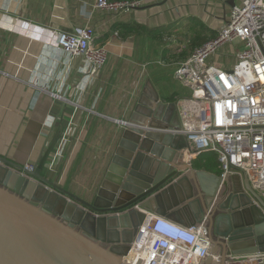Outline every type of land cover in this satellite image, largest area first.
Instances as JSON below:
<instances>
[{"label":"crops","instance_id":"1","mask_svg":"<svg viewBox=\"0 0 264 264\" xmlns=\"http://www.w3.org/2000/svg\"><path fill=\"white\" fill-rule=\"evenodd\" d=\"M243 1L142 0L130 12H110L94 9L97 0H0V155L38 165L51 148L43 175L79 196L95 192L118 145L120 121L131 114L146 81L166 101L189 94L174 76L184 59L177 53L182 46L170 36L184 27L206 42ZM87 23L96 29V44L109 53L91 79L80 72H88L81 58L70 59L56 45L57 31ZM137 25L144 29L131 28ZM241 48L240 41L227 44L208 62L232 66ZM225 52H232V60H221ZM61 81L63 98L54 94ZM64 138L66 147L58 154ZM213 157L190 161L184 151L180 159L221 174ZM217 243L212 252L222 257L225 249ZM215 263L211 258L208 264Z\"/></svg>","mask_w":264,"mask_h":264},{"label":"water","instance_id":"2","mask_svg":"<svg viewBox=\"0 0 264 264\" xmlns=\"http://www.w3.org/2000/svg\"><path fill=\"white\" fill-rule=\"evenodd\" d=\"M120 124L99 187L83 196L43 175L51 148L34 169L0 155V264H131L124 256L147 212L185 227L207 222L225 249L219 264L264 252V197L248 176L181 162L190 143L170 132L183 127L177 100L148 79Z\"/></svg>","mask_w":264,"mask_h":264},{"label":"built area","instance_id":"3","mask_svg":"<svg viewBox=\"0 0 264 264\" xmlns=\"http://www.w3.org/2000/svg\"><path fill=\"white\" fill-rule=\"evenodd\" d=\"M141 4L142 0H97L93 7L130 12ZM96 35L95 27L89 23L56 32L57 47L70 59L81 58L88 72L78 71L89 79L104 69L109 55L104 46L96 44ZM235 41H240L242 48L235 52L232 66L208 62ZM231 53L223 55L232 57ZM174 76L190 92L177 99L183 127L170 132L187 136L189 160L213 153L222 176L244 173L264 197V0H244L237 5L217 36L182 60ZM64 85L61 81L56 97H64ZM66 141H61L58 154H63ZM25 167L34 169L35 165L28 163ZM213 245L207 222L185 227L147 212L124 259L131 264H205L211 258L220 260L221 256L212 252ZM251 263L264 264V252L231 257L226 264Z\"/></svg>","mask_w":264,"mask_h":264},{"label":"rangeland","instance_id":"4","mask_svg":"<svg viewBox=\"0 0 264 264\" xmlns=\"http://www.w3.org/2000/svg\"><path fill=\"white\" fill-rule=\"evenodd\" d=\"M197 29V28H196ZM194 30V29H193ZM196 36H202V35H197V34H194L193 32H192V29H189V28H184V27H182L179 31H178V33L177 34H172V36H170V37H175V39H174V42H175V44H176V46L178 45V44H180L181 46H182V49L181 50H179L177 53H179L180 54V56H182L183 54H192V52L194 51V49L196 48H193L192 47V41H193V39L196 37ZM180 45H178L179 46V48H181V46ZM220 51V50H219ZM218 51V52H219ZM223 53V52H222ZM222 53H221V55H222ZM215 55V54H214ZM221 60H224V61H230V60H232L231 59V57H225L224 55H223V57L221 56ZM188 90H189V92H190V89L188 88Z\"/></svg>","mask_w":264,"mask_h":264},{"label":"trees","instance_id":"5","mask_svg":"<svg viewBox=\"0 0 264 264\" xmlns=\"http://www.w3.org/2000/svg\"><path fill=\"white\" fill-rule=\"evenodd\" d=\"M134 31H137V30H142L144 29L142 25H137L135 27H131ZM205 36H196L193 41H192V47L195 48V47H199L201 45L204 44L205 42ZM191 54H183L182 56H180L182 59H186L187 57H189ZM210 153H207L205 155H209ZM213 161H215L213 164H218V161H217V158L213 157ZM208 164H206V167L208 169H214V167H211V165L209 164V162H207ZM215 166V165H214Z\"/></svg>","mask_w":264,"mask_h":264},{"label":"bare ground","instance_id":"6","mask_svg":"<svg viewBox=\"0 0 264 264\" xmlns=\"http://www.w3.org/2000/svg\"><path fill=\"white\" fill-rule=\"evenodd\" d=\"M214 263V262H213ZM216 264V263H215ZM252 264V263H251Z\"/></svg>","mask_w":264,"mask_h":264}]
</instances>
